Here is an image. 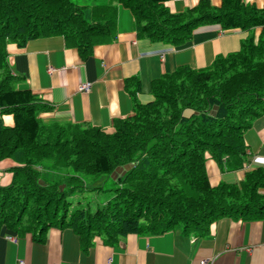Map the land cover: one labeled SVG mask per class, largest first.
<instances>
[{
	"label": "trees",
	"instance_id": "trees-1",
	"mask_svg": "<svg viewBox=\"0 0 264 264\" xmlns=\"http://www.w3.org/2000/svg\"><path fill=\"white\" fill-rule=\"evenodd\" d=\"M175 0H0V162L17 166L0 185V234H32L44 240L52 227H69L87 250L95 237L115 244L129 234L180 230L205 237L221 218L264 219V169L249 170L240 184H210L206 162L222 172L249 162L244 141L264 114V8L242 0L221 7L201 0L171 13ZM130 10L139 38L175 47L189 43L200 27L253 31L238 52L218 56L202 70L179 67L152 85L154 100L141 104L137 78L126 81L134 115L107 133L87 124L43 123L52 108L29 90H19L7 58L8 45L61 35L83 59L97 44L116 37L117 6ZM4 116H12L6 126ZM122 173L96 210L85 193L89 179ZM63 175L51 181L46 175Z\"/></svg>",
	"mask_w": 264,
	"mask_h": 264
},
{
	"label": "crops",
	"instance_id": "crops-1",
	"mask_svg": "<svg viewBox=\"0 0 264 264\" xmlns=\"http://www.w3.org/2000/svg\"><path fill=\"white\" fill-rule=\"evenodd\" d=\"M200 1L175 0L165 6L171 13H181ZM209 1L215 7L222 5V0ZM242 1L264 8V0ZM116 30V37L95 45L88 59H83L61 35L33 39L24 47L8 45L7 58L17 89L31 91L52 108L51 112L40 113L43 123L87 124L113 133L116 121L134 115L127 80L137 78L141 85L138 101L151 103L152 85L161 77L179 67L206 69L218 56L240 51L247 37L257 40L262 31L204 26L194 32L189 43L175 47L139 38L132 13L122 5L117 6ZM87 84L89 91L83 92L81 88ZM3 118L6 126L13 125L12 116ZM244 141L249 162L242 170L222 172L208 157L206 170L213 187L240 184L249 170L264 169V114L252 123ZM15 166L11 160L0 163L1 186L12 182ZM204 260L211 264H264V219L221 218L205 237L180 230L160 235L129 234L115 244L95 237L87 250L69 227H50L42 241L32 234L17 236L8 230L0 234V264H200Z\"/></svg>",
	"mask_w": 264,
	"mask_h": 264
},
{
	"label": "rangeland",
	"instance_id": "rangeland-1",
	"mask_svg": "<svg viewBox=\"0 0 264 264\" xmlns=\"http://www.w3.org/2000/svg\"><path fill=\"white\" fill-rule=\"evenodd\" d=\"M90 87V85H89ZM84 92V91H83ZM4 119V118H3ZM4 121V120H3ZM5 160H9V159H5ZM3 160V161H5ZM1 161V162H3ZM12 161V160H11ZM0 162V163H1ZM14 162V161H13ZM15 163V162H14ZM16 164V163H15ZM2 171V170H1ZM0 171V172H1ZM122 170L118 169L113 175L111 176H107V175H100L95 179H89L88 182L86 183V186L88 188H96V187H101L104 189V191H101L99 193L95 192V191H88L85 193V195L87 196L86 201L89 202V204H91V210L94 211L96 210V208L104 203L112 194V192L110 190L114 189L117 187V185L114 183L115 179H117V175L121 174ZM1 175V174H0ZM47 177H49V179L51 181H53V179L55 180H61L63 181V175L61 174H57V172H53L51 173L50 171H48V174L46 175ZM9 239V238H8Z\"/></svg>",
	"mask_w": 264,
	"mask_h": 264
},
{
	"label": "built area",
	"instance_id": "built-area-1",
	"mask_svg": "<svg viewBox=\"0 0 264 264\" xmlns=\"http://www.w3.org/2000/svg\"><path fill=\"white\" fill-rule=\"evenodd\" d=\"M81 90L84 91V92L89 91V85H88V84H87V85H84V86L81 88ZM14 239H15L14 237H9V240H13V241H14ZM18 264H25V263H24V261H20ZM200 264H211V262L208 261V260H204V261H201Z\"/></svg>",
	"mask_w": 264,
	"mask_h": 264
}]
</instances>
